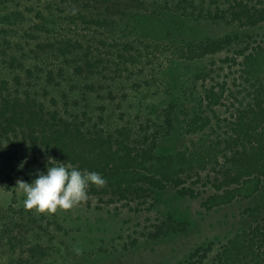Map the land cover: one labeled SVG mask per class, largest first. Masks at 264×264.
<instances>
[{"label":"trees","instance_id":"16d2710c","mask_svg":"<svg viewBox=\"0 0 264 264\" xmlns=\"http://www.w3.org/2000/svg\"><path fill=\"white\" fill-rule=\"evenodd\" d=\"M166 12L250 27L264 23V0H0V162L26 161L16 180L29 183L46 171L49 158L50 166L97 172L106 183L89 185L83 201L146 205L161 213L147 231V239L156 240L190 225L176 209L156 211L161 195L194 196L185 185L200 182L204 170L229 185L203 201L207 208L264 189V35L240 63L245 101L210 139L218 117L211 103L205 105L210 114L200 102L186 104L196 100L197 78L190 97H168L163 46L133 36L142 15ZM238 40L224 35L191 47L207 56ZM205 97L216 102L222 94ZM176 133L196 139L170 151L163 144ZM3 180L0 264H57L64 243L52 232L60 230L59 218L26 209L24 194ZM211 264H264V219L229 238Z\"/></svg>","mask_w":264,"mask_h":264},{"label":"rangeland","instance_id":"374dc122","mask_svg":"<svg viewBox=\"0 0 264 264\" xmlns=\"http://www.w3.org/2000/svg\"><path fill=\"white\" fill-rule=\"evenodd\" d=\"M224 35H238L243 40L207 56L195 54L194 47H191L201 40ZM263 35L264 23L245 27L235 23L195 20L172 12L142 15L133 29V36L145 39L152 48L157 44L163 46L161 72L165 73L171 85L166 93L168 97H190L188 94L193 91L189 87L190 81L197 78L196 100L186 104L190 108L200 102L205 108L211 103L209 107L218 117H213L216 132L211 131L210 139L215 138L224 124L233 121L236 108L245 101L248 84L243 80L240 63L243 55L250 51V47L259 44ZM189 50L190 53L187 52ZM155 88L152 85L150 90L155 91ZM210 92L222 94V97L210 102L208 99L211 97H205ZM195 139V136L176 133L163 145L170 151L183 150ZM20 165V162H0V178L4 179L1 185H16V178L27 170L25 164L22 168ZM207 173L204 170L200 174V182L188 180V185H185L193 189L194 196L177 197L170 190L161 195V201L157 203L160 210L156 211L176 209L190 220L185 232H177L164 239H147V231L152 229V223H156L155 215L161 213L148 211L146 205L93 200L90 203L79 202L70 209L58 208L49 212L59 218L60 230L52 232L53 238L57 243H64L61 255L57 256V264H211L229 238L263 221L264 189L262 195L254 198L240 194L228 202L207 208L203 201L229 188V185L215 180L214 174L210 176ZM196 248L202 249L198 255L190 256Z\"/></svg>","mask_w":264,"mask_h":264},{"label":"clouds","instance_id":"9594fccd","mask_svg":"<svg viewBox=\"0 0 264 264\" xmlns=\"http://www.w3.org/2000/svg\"><path fill=\"white\" fill-rule=\"evenodd\" d=\"M25 162L21 163V168ZM105 183V179L97 172L81 171L64 163L50 166L49 158L46 171H37L30 183L18 180L16 188L24 194L26 209L55 212L58 208L70 209L85 200L89 185L102 187Z\"/></svg>","mask_w":264,"mask_h":264}]
</instances>
